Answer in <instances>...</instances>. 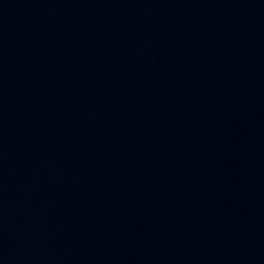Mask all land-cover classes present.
Wrapping results in <instances>:
<instances>
[{
	"label": "water",
	"instance_id": "95a60500",
	"mask_svg": "<svg viewBox=\"0 0 264 264\" xmlns=\"http://www.w3.org/2000/svg\"><path fill=\"white\" fill-rule=\"evenodd\" d=\"M0 264H264V0H0Z\"/></svg>",
	"mask_w": 264,
	"mask_h": 264
}]
</instances>
